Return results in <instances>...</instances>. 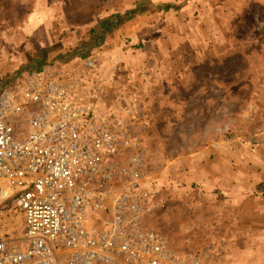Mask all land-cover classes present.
<instances>
[{
	"label": "rangeland",
	"instance_id": "1",
	"mask_svg": "<svg viewBox=\"0 0 264 264\" xmlns=\"http://www.w3.org/2000/svg\"><path fill=\"white\" fill-rule=\"evenodd\" d=\"M72 1H86L113 21L96 39L92 24L64 34L88 33L87 45H70L73 55L94 53L87 98L97 93L105 104L128 94L144 102L146 118L137 126L155 187L150 225L183 255L208 249V264L219 255L223 264H264V232L251 227L262 228L264 183L252 182L237 208L227 197L232 191L217 184L219 170L233 167L254 181L253 168L264 160V0ZM8 28L1 23V32ZM87 57L72 59L81 64ZM7 218L4 233L18 239L20 217L12 211Z\"/></svg>",
	"mask_w": 264,
	"mask_h": 264
},
{
	"label": "built area",
	"instance_id": "2",
	"mask_svg": "<svg viewBox=\"0 0 264 264\" xmlns=\"http://www.w3.org/2000/svg\"><path fill=\"white\" fill-rule=\"evenodd\" d=\"M95 68L64 58L0 75V264H208V249L183 255L150 225L144 102L87 98Z\"/></svg>",
	"mask_w": 264,
	"mask_h": 264
},
{
	"label": "crops",
	"instance_id": "3",
	"mask_svg": "<svg viewBox=\"0 0 264 264\" xmlns=\"http://www.w3.org/2000/svg\"><path fill=\"white\" fill-rule=\"evenodd\" d=\"M66 1L64 3L63 0H0V25L3 22L9 25L7 32H1L0 30V70L2 75H13L23 70L53 64L63 60V55L68 56L66 59H69L71 63H74L72 58L85 56L91 58L93 52L84 53L83 49L77 51L76 55L72 54L71 49L73 47L70 45L74 41V46L80 47V45H87L85 41L88 39V33L82 32L84 28L70 34L72 25L81 27L92 24L90 30L93 28L94 30L91 32V39H96L98 34L101 33L100 31H102L101 27L106 25L105 29L113 21H106L110 19L105 17L106 12L105 16H100V9L97 11L96 8L93 10L92 7L85 6L88 5L86 1L79 2L78 5H75L77 3L72 0ZM85 13L87 15H84ZM81 17H87V19L81 20ZM97 17H100V19L104 17L102 19L106 22H98ZM68 19H75L76 21L72 22ZM99 23L102 26L95 28L98 27ZM68 31H70L69 34L64 35ZM74 34L75 36L73 37ZM109 38L113 42L110 35L107 40ZM77 61V63H82L81 59ZM85 95L86 97L89 96L88 93ZM233 157L235 156L233 155ZM257 164L259 168H253L257 173L253 176L254 181H247L245 178L241 179L239 169L236 167H233L230 172L219 170L217 184L219 183L223 189L232 191V194L227 197L232 201H237L236 208L239 206V200L246 197L242 193L248 189L251 190L252 182L255 186L264 183V160H259ZM235 212L232 210L230 229L232 234H235L239 227V218L237 217L238 215L234 214ZM258 214L262 216L264 213L258 212ZM260 224L262 228L255 227L257 224L251 225L252 230L264 232V221H260ZM234 255L233 263L237 261V255L235 253ZM219 256L212 264H223L224 260L220 259ZM222 258L227 259L224 255Z\"/></svg>",
	"mask_w": 264,
	"mask_h": 264
}]
</instances>
